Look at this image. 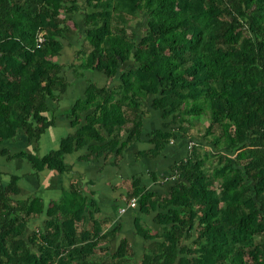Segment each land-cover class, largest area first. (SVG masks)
I'll return each instance as SVG.
<instances>
[{
  "label": "trees",
  "instance_id": "obj_1",
  "mask_svg": "<svg viewBox=\"0 0 264 264\" xmlns=\"http://www.w3.org/2000/svg\"><path fill=\"white\" fill-rule=\"evenodd\" d=\"M75 13L82 64L57 59ZM66 66L108 84L87 79L64 113L70 130L39 154L57 123L50 103L71 85ZM150 111L159 126L144 131ZM192 116L206 121L185 156L163 177L131 174L123 191L120 206L135 200L121 214L142 240L137 263L132 241L118 237L122 220L109 224L116 214L84 192L71 156L101 171L144 142L134 156L159 159L188 140ZM22 135L27 149L12 152L5 143ZM0 155L79 185L47 201L21 197V175L0 171V264H264V0H0Z\"/></svg>",
  "mask_w": 264,
  "mask_h": 264
},
{
  "label": "rangeland",
  "instance_id": "obj_2",
  "mask_svg": "<svg viewBox=\"0 0 264 264\" xmlns=\"http://www.w3.org/2000/svg\"><path fill=\"white\" fill-rule=\"evenodd\" d=\"M139 22L140 18H135L130 21V25L131 27H135L137 24H139ZM66 23L68 25V29L61 36L64 49L62 54L57 59L66 63L72 61L73 63L82 64L84 63L85 54L77 55V51L80 48L87 47V42L83 41L81 36V14H72L71 18L66 20ZM140 31L141 30L138 29V32ZM64 74L66 78L70 80L71 85L67 92L68 94H62L58 101L56 100L55 103L54 101L53 103H50V106L54 108V114L57 123L55 126L46 129L44 134H42L39 140V154H42L51 148H55L59 139L70 130V127H68L67 121L65 120L64 113L69 109L72 98L75 99L77 96H79V94H82V90L87 79H95L97 80L98 84H108V80H106L104 76L88 70H84V77L74 78L72 68L66 66L64 69ZM205 121L206 118L204 116H192L191 123L189 125H185V136L188 140L185 141L184 139H181L180 141H174L173 143L169 144L166 150V156H163L159 159H137L132 153L134 150L133 147L138 149L147 146L146 143L142 142L138 145L133 144L130 148L132 150L131 153H126L124 155H110L108 159L115 161L117 166L106 165L101 169V171L98 169L100 164L78 161L76 159V155L71 156L73 170H77L81 174V182L84 183L82 186L84 192L89 194V190L94 189L96 191L94 197L101 206L102 213L105 212L107 215H111L114 213L115 208L118 210L121 207L119 201L126 200L123 191L127 187L129 176L133 173L144 172L143 181H146L149 179L147 174L149 171H152V168L155 169L154 171H157L158 177L159 175L161 177L167 175L169 173V165L179 158L184 157L191 144L196 141L199 133L204 127ZM158 126L159 118L156 112L150 111L148 115L145 114L144 131H149ZM189 140L193 142L188 143ZM5 145L8 146L12 152L17 151L20 148L27 149L28 147L23 135L20 136L15 143L6 142ZM205 147L209 149V146ZM201 151L202 148L199 149V152ZM210 160L211 159L206 160L205 164L208 165ZM29 170V164L24 159L13 158L7 160L5 157L0 155V171L7 173L13 172L21 175V178L18 181V185L21 190V197L39 195L45 201H47L49 198L56 197V194L59 193L58 190L61 187L68 188V185L71 182L75 184V186L79 187V185L75 183V178L70 177L71 173L58 174L55 171H51L48 173L45 172L46 174L43 176L41 174L40 178H37L34 175L29 174ZM0 178L3 180L5 179L4 181H7L6 175L4 173L0 175ZM88 179H91L93 183L85 184ZM118 215L119 214L117 212L115 217L111 218L109 224L111 222L122 220L123 227L118 233V237H127L132 241L136 261L138 263L140 259V253L142 252V240L139 237L133 235L134 229L131 224V219L126 218L127 214L122 217ZM37 224H41V219L38 218L34 220L31 224L32 228H36ZM117 240H113L111 242L112 249L114 248Z\"/></svg>",
  "mask_w": 264,
  "mask_h": 264
},
{
  "label": "built area",
  "instance_id": "obj_3",
  "mask_svg": "<svg viewBox=\"0 0 264 264\" xmlns=\"http://www.w3.org/2000/svg\"><path fill=\"white\" fill-rule=\"evenodd\" d=\"M42 38L38 37V41H41ZM135 205V200L132 198L125 203L124 206L119 208V213L124 212L128 207H133Z\"/></svg>",
  "mask_w": 264,
  "mask_h": 264
},
{
  "label": "crops",
  "instance_id": "obj_4",
  "mask_svg": "<svg viewBox=\"0 0 264 264\" xmlns=\"http://www.w3.org/2000/svg\"><path fill=\"white\" fill-rule=\"evenodd\" d=\"M152 170H155V169L152 168ZM45 172H46V171H43V172L41 173L42 176H43L44 174H46ZM47 173H48V172H47ZM47 175H49V174H47ZM35 177H36V176H35ZM159 177H161V176L159 175ZM53 188H54V186H53ZM120 202H121V201H119V203H120ZM117 204H118V202H117ZM119 207H120V206H119ZM116 211L118 212V214H119L120 216H122V214L119 213V209L117 210V208H115V211H114L115 214H117ZM114 213H112L111 215H108V216H114ZM103 214H104V215H107L105 212H103ZM119 215H118V216H119ZM129 218H130V217H129Z\"/></svg>",
  "mask_w": 264,
  "mask_h": 264
}]
</instances>
